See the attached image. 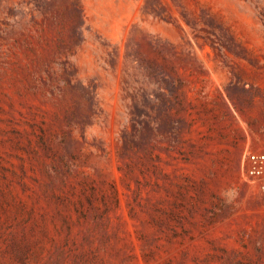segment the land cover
<instances>
[{
    "label": "rangeland",
    "instance_id": "374dc122",
    "mask_svg": "<svg viewBox=\"0 0 264 264\" xmlns=\"http://www.w3.org/2000/svg\"><path fill=\"white\" fill-rule=\"evenodd\" d=\"M264 0H0V264H264Z\"/></svg>",
    "mask_w": 264,
    "mask_h": 264
},
{
    "label": "built area",
    "instance_id": "2783aa9c",
    "mask_svg": "<svg viewBox=\"0 0 264 264\" xmlns=\"http://www.w3.org/2000/svg\"><path fill=\"white\" fill-rule=\"evenodd\" d=\"M245 177L255 188L257 194L264 197V150L253 151L247 155Z\"/></svg>",
    "mask_w": 264,
    "mask_h": 264
}]
</instances>
